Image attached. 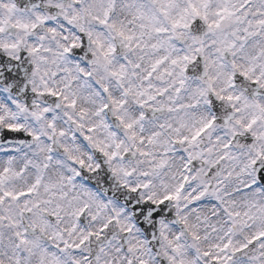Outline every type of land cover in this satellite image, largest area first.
Wrapping results in <instances>:
<instances>
[{"label": "snow or ice", "instance_id": "obj_1", "mask_svg": "<svg viewBox=\"0 0 264 264\" xmlns=\"http://www.w3.org/2000/svg\"><path fill=\"white\" fill-rule=\"evenodd\" d=\"M254 2L255 7L249 8ZM249 47L252 50L246 52ZM80 54L82 63L102 67L117 83L121 98L110 92L109 86H102L106 102L96 114H116L118 124L140 156L152 154L141 147L145 143L143 135L137 141L136 122L120 114L128 97H135V103L143 107L164 96L169 88L177 95L187 88L194 99L198 98L197 103L203 100L216 111L217 101L231 105L223 117L229 136L220 144L215 159H203V152H188L186 174L174 190L159 198L134 195L131 215L113 208L112 214L95 228L86 224V217L97 221L106 204L96 203L92 211L89 201L93 196L87 190L70 197L64 181L75 191L72 177L44 180L53 166V146L62 148L67 158L79 165L71 169L76 177L86 163L61 144L66 133L55 115L61 108L82 132L83 140L92 143L108 161L130 153L123 141H115L109 146L114 150L109 151L94 139L91 133L96 125L87 128L85 134V109H80L78 117L73 114L77 94L72 90V68L66 65ZM61 71L63 87L54 86ZM76 71L92 77V72L79 64ZM138 72L141 84L126 86L130 76ZM153 78L167 81V87L156 88L151 83ZM221 79L223 87L218 89L216 81ZM49 98L51 104L47 103ZM190 107L193 105H177L174 109L169 104L167 111ZM164 110L163 104L153 108ZM28 122H42L41 131L27 126ZM216 122L213 116L190 136H179L174 143L194 146ZM25 134V139H8ZM158 135L153 133L147 142L153 143ZM42 139L47 143H40ZM5 141L19 147H0V264H118L120 253L125 254L123 264H153L152 254L161 264H239L237 257L250 248L253 254L248 264H264V0H0V144ZM26 145L37 158L35 162L23 153ZM207 151L210 155L215 149ZM43 153L47 155L41 156ZM197 159L216 168L219 179L215 184L204 180L201 189L186 193L191 165ZM225 161L232 167H221ZM166 163L159 159L153 172ZM28 169L36 170L31 182L25 179ZM111 171L117 173V169ZM120 171L132 175L126 169ZM199 174L203 176L204 170ZM141 175L148 177L150 172ZM233 177L240 185L237 191L250 192L251 196L239 205H225L227 235L222 242L202 248L201 235L188 217L181 215V202L186 208L212 196L223 203L219 186ZM150 186L151 181L146 180L128 185V190L136 194ZM169 201L175 202L171 210ZM66 217L70 218L69 226L62 227ZM172 229H176L175 235ZM110 231L112 240H105ZM141 231L160 247L146 249L149 241L138 238ZM237 234L243 238L233 240ZM93 240L100 242V247L96 251L89 248L90 254H84L85 245ZM116 240L120 245L112 250L117 257L109 259V248ZM186 240H191V245ZM193 252L196 259L190 258Z\"/></svg>", "mask_w": 264, "mask_h": 264}, {"label": "clouds", "instance_id": "obj_2", "mask_svg": "<svg viewBox=\"0 0 264 264\" xmlns=\"http://www.w3.org/2000/svg\"><path fill=\"white\" fill-rule=\"evenodd\" d=\"M255 2L249 6L254 8ZM248 10V9H245ZM118 15H121L118 12ZM251 19V17H249ZM87 44L85 48L87 49ZM252 49L249 47L246 52H250ZM135 59V57H131ZM83 54L76 56L72 59L69 65L66 67L72 68V90L77 94V107L74 110H67L73 112L78 117L81 108L86 110L85 119L82 121L84 124V130L96 125V129L91 135L94 139L100 141L102 145L108 147V150H114L109 147L115 141H123L125 146H128L130 153L123 158H117L112 161H108L103 154L98 153L92 143L83 140V134L80 130L76 129L71 122L63 115L66 111L61 108L55 115L59 118V127L64 128L65 136L61 139V144L67 146L69 154L75 155L77 158H83L85 160V167L79 177H76L71 171L73 168H79V165L74 164L64 154L63 149L53 146L55 150L53 166H51L48 172L44 175V180L57 181L61 176L72 177V184L75 185V191L71 184L64 181V190L69 193V196L75 195L77 192L87 190L93 196V200L89 203L93 204L92 211H95L96 203L106 204L107 207L99 215L97 221L93 222L90 217H86V224L95 228L99 223L104 222L108 215H111V209L119 208L126 210L131 215V208L136 203L133 199L134 195L146 196L154 195V198H159L166 194L167 191L174 190V187L181 182L182 177L186 174L184 170L185 160L188 152H203V159H215L217 152L220 150V144L225 142L229 136L227 127L225 126L223 117L225 112L231 107L230 104L225 102L220 104L217 101L219 111H216L211 104H205L203 100L197 103V99H194L189 89H184L179 95H177L174 89L169 88V91L162 97L151 102V105H145L143 107L135 103V97H128L127 105L121 110L120 114L125 116L128 120H134L136 122L135 131L137 133V141L139 136L145 137V143L141 146L145 151L151 153V156L143 157L135 152V148L132 147L131 142L127 139L128 133L120 127L115 116L112 112H101L100 115L96 113L101 109L102 105L106 102L105 95L102 94V86L107 85L110 88V92L116 93L118 98L120 97V89L115 81L110 79L102 67L93 66L91 64L82 63ZM119 60L115 61V64H119ZM148 58H145L144 64H148ZM79 64L85 71L92 72L91 79L78 74L76 71V65ZM55 70V69H53ZM64 73L58 72L57 77L54 80V86L63 87ZM151 83L156 87H167V81H159L153 78ZM141 84L140 73L136 76H130L129 80L125 82V85L138 87ZM147 82H145L146 86ZM216 87L219 89L223 87L222 79L216 81ZM154 91V90H153ZM171 97V100H170ZM47 103L51 104V98ZM161 104L165 106V110L153 111L154 107H159ZM169 104L175 109L177 105H193L190 108H180L174 111H167ZM143 112V117L140 113ZM246 115V113H245ZM213 116L217 117V122L213 127L207 130L199 137L197 143L193 145L174 143V141L183 135H191L192 131L199 127L201 123L207 119H211ZM103 121V125L101 124ZM42 122H28L27 126L33 127L36 131H41L40 124ZM104 125H107L105 127ZM114 133V136H110L109 133ZM153 133H159L158 136L153 137V143L147 142L148 137ZM25 137H9L8 139H25ZM40 143H47L43 139ZM87 145V146H86ZM2 148L19 147V145L9 144L5 141L0 144ZM213 148L215 151L208 154V149ZM185 149L187 151H185ZM23 153L28 154L30 159L34 162L37 160L33 157L27 145L23 149ZM47 155V153L41 154V156ZM165 159L167 161L166 166L155 170L153 172V165L159 159ZM19 166L23 167V162L18 161ZM90 166V167H89ZM99 166V167H97ZM221 167L228 169L232 167L231 162L225 161ZM192 171L190 174L189 184L186 185L187 192H195L201 189L202 181L208 180L213 184L216 183V168H209V166L202 162L201 159L194 160L191 165ZM111 169H117V173L114 175ZM120 169H126L132 172L131 176L123 175ZM204 170V175L199 173ZM148 171L150 175L144 177L142 172ZM36 170L28 169L25 179L29 182L35 179ZM226 174V173H225ZM146 180L151 181V186L146 189H141L140 192L133 194L128 190V185H135L137 183H143ZM126 181L127 183H121ZM23 183V181H21ZM221 188V195L223 197V203L215 199V197H206L202 202H197L184 207V202H181V215L187 216L190 225L194 230L198 231L202 237L200 245L202 248H207L212 243L222 242V238L227 235V228L229 226V218L224 212L225 205H231L235 202L239 205L246 198L251 196L250 192L237 191L240 187L238 181L233 177L231 180H224L219 186ZM43 195V189H41ZM132 200V204H128V201ZM169 210L175 207V202L169 201ZM65 206H67L65 202ZM175 216V212H173ZM70 218L66 217L62 227L69 226ZM172 234H176V229H172ZM79 234V233H78ZM207 237V239H203ZM139 239H147L148 244L145 248L155 247L159 248L155 241H152L147 233L141 231ZM233 240L242 239V235H234ZM105 240H112V232L105 234ZM187 245H191V240H186ZM120 245V241L113 242L111 248H109V259L117 257V253L113 251L115 247ZM100 247V242L93 240L90 244L85 245L84 254H90L87 249L91 248L96 251ZM107 247V245H106ZM253 254V249H248L246 252H242L237 260L239 264H248V260ZM146 259L148 257H145ZM191 259H196L194 252L190 254ZM125 254L120 253L118 257V264H123ZM151 260L153 264H161V260L156 258V254H152ZM200 264H204L200 261Z\"/></svg>", "mask_w": 264, "mask_h": 264}]
</instances>
